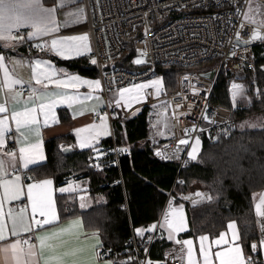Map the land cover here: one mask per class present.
<instances>
[{
	"label": "snow or ice",
	"instance_id": "1",
	"mask_svg": "<svg viewBox=\"0 0 264 264\" xmlns=\"http://www.w3.org/2000/svg\"><path fill=\"white\" fill-rule=\"evenodd\" d=\"M231 3L234 8L231 15L237 17L238 23L227 22L235 29V39L229 37V43L234 45L229 55L235 56L236 48L241 45L264 40V0H231ZM84 19L86 14L78 0H54L50 5L45 0H0V264H168L169 260L179 261V264H264V256L261 255L264 252V192L259 193L255 204L256 216L261 218L257 220L259 236L248 242L241 239L236 221L230 220L227 225L231 230L230 238L227 232H220L209 242L207 234H199L197 250L192 238H179L181 233L188 232L191 224L184 204L174 205L176 196L169 193L170 199L167 210L162 212V219L133 229L134 235L141 238L139 243L142 247L132 249V241H126L122 251H115L105 243L101 228L86 229L81 216L73 215L69 208L57 207L53 178L36 179L26 174L31 171L30 165L45 159L41 128L58 122V105L71 108L74 118L85 113L95 114L96 119L92 122L74 129L76 145L68 147L78 145L81 149L88 148L98 160L105 155L99 147L101 138L111 135L109 113L104 111V107H113L112 114L116 115V107L131 108L133 103L149 100L151 96L159 97L165 92L164 78L155 76L154 79L130 83L116 90L109 87L107 92H111L112 97L106 100L100 78L88 79L57 67L53 60H33L30 55L25 57L13 51L27 46L29 53L35 48L62 59L90 54L92 49L87 32L59 34L62 29ZM245 24L252 27L246 28ZM147 31L146 28V34ZM244 36L248 38L244 39ZM32 41L38 42L33 44ZM140 52L142 57H146V50ZM142 62L146 61L141 58L135 60L137 64ZM90 63H98L95 55L90 56ZM24 66L30 69L27 80L16 72L18 67ZM82 85H86L88 91H79ZM149 88L154 91L148 92ZM192 90L194 94L199 92L195 87ZM247 92L246 85L231 84L233 108L251 103L252 97ZM256 95L264 97V89H257ZM87 101L93 103L88 104ZM169 103L161 102L160 111H155L157 104L152 105L154 112L151 115H155L156 119L150 122V126L155 129L154 136L174 138L176 124L171 122L172 119L175 118L178 123L179 116L187 115L186 112L173 111L169 117ZM181 107L180 103L175 105V108ZM187 108L191 110L192 105L188 104ZM201 117L209 125L216 123L206 111L201 112ZM232 128L241 131L245 128L264 129V116L239 124L233 122L228 127L219 128L209 138L218 141L222 136H230ZM182 131L184 136L177 140L175 146L169 149L165 145L164 150L156 147L155 155L163 159H179L180 145H187L188 149L183 150L188 158L183 161L184 165L197 161L201 136L207 128L193 123ZM118 150L129 151L127 147ZM94 166L100 168L101 164L95 163ZM79 188L80 184L73 181L61 186L59 192L72 195ZM180 195L185 200L190 199V196ZM195 196L199 199L192 198L193 205L200 200L214 199L207 192H197ZM96 199L104 201L103 197ZM87 206L85 197L81 196L79 207L83 209ZM62 213H69L71 218H62ZM157 229L159 238L162 239L166 233V239L174 242V246L163 253L166 259H153L149 254L148 245L157 238L153 235ZM213 244L224 247L213 250Z\"/></svg>",
	"mask_w": 264,
	"mask_h": 264
},
{
	"label": "trees",
	"instance_id": "2",
	"mask_svg": "<svg viewBox=\"0 0 264 264\" xmlns=\"http://www.w3.org/2000/svg\"><path fill=\"white\" fill-rule=\"evenodd\" d=\"M45 1L50 3L54 0ZM140 35L141 29H138L127 37L125 51L112 65H122L131 70L145 68L144 65L134 63L138 52L135 40ZM48 56L70 71L91 77L98 75L97 67L90 63L89 56L75 59H61L54 54ZM256 57L257 79L247 74L251 103L232 107L231 74L224 70L219 73L210 97L211 103L231 109L237 124L240 118L256 112L264 116V97L256 95L257 89H264V40L256 43ZM215 63V60H210L192 67L162 65L158 67V71H164L165 89L174 91L178 87L177 78L181 71L206 69ZM196 81H200L202 85L194 84ZM213 82L214 78L191 76L190 83L199 89V92L201 90V94L198 92L196 96H192L191 92L189 101L200 102L202 99L203 107L205 96L208 95ZM170 101L172 103V100ZM184 101L185 99L180 104H187V101ZM177 103H173L175 112L179 111V108H175ZM153 111L152 105L147 104L136 116L114 122L115 140L131 151L130 155L121 157L119 165L97 168L94 166L97 158L93 159L94 153L90 149L79 150L70 147L71 150L65 151L75 143L74 135L67 132L46 141L47 160L31 168L30 176L52 177L57 184L63 183L71 176L86 179L87 191L94 199L93 205L87 210H81L74 193H57L58 208H69L73 215L84 216L86 227L89 229L101 228L105 243L110 244L115 251H122L126 247L125 242L135 227H146L160 220L177 176H180L184 183L178 181L172 194L176 196L177 203L184 204L191 224L187 233L180 234L181 238L204 233L217 234L227 227L230 220L237 221L243 241L248 242L258 237L259 224L254 206L257 194L264 189V129L245 128L241 131L234 128L230 136H222L214 143L204 137L198 160L191 161L187 167L180 169L178 162L158 159L148 148L149 136L154 132V128L150 126ZM59 113L68 119L67 109L60 108ZM110 141H113L112 135L103 141V146ZM61 143L66 146L62 148ZM200 160L203 162H199ZM197 188L209 192L214 199L193 205L180 195L188 194ZM97 197H103L104 201L98 202ZM125 204L127 207L123 208ZM61 215L62 218H71L69 213ZM172 244L174 242L168 241L164 234L161 240L153 243L151 257L163 259L164 249Z\"/></svg>",
	"mask_w": 264,
	"mask_h": 264
},
{
	"label": "built area",
	"instance_id": "3",
	"mask_svg": "<svg viewBox=\"0 0 264 264\" xmlns=\"http://www.w3.org/2000/svg\"><path fill=\"white\" fill-rule=\"evenodd\" d=\"M84 1L87 8V22L81 28L71 30L87 31L91 34L93 51L88 55V58L91 55H95L97 58L98 78L101 79L104 85L105 93L109 87L118 89L128 86L131 82L153 77L158 74V67L162 65L192 67L196 64L215 60L216 63L209 68L183 70L178 74L177 90L166 93V101L170 102L172 114L174 101L181 103L188 93L193 92L194 86L190 83V77L193 75L207 79L217 78L221 70H224L231 74L232 79L242 73H248L253 79H257L256 43L263 40H255L247 45H241L236 48L237 55H229L230 50L234 47L232 43H229V37H232L233 40L235 39V29L227 22L231 20L232 24L238 23L237 17L231 15L234 11L231 0ZM245 27L250 29L252 26L245 24ZM146 28L148 30L147 34L145 33ZM138 29H141V35L135 40V48L138 52L146 50L147 55L144 57L146 62L140 63L145 68L131 70L122 65L113 66L112 63L126 49L127 37ZM241 31L243 32V30ZM243 38L247 39L248 37L244 36ZM37 42L32 41L33 44ZM245 48H247L246 51ZM32 51L41 52L35 48ZM108 56L111 58L108 59ZM194 84L202 85L200 81H196ZM214 84L211 86L208 95L205 96L203 107L201 99L200 102L188 101L187 104L179 108V111H176L177 113L186 112L187 115L179 116L178 123L175 118L172 119L173 123L176 124L174 138L171 137L164 141L156 140L153 135L149 138L148 148L154 155L156 147L164 150L165 145L169 149L175 146L177 140L184 136L182 130L193 123L207 128V131L201 137L207 138L210 143L215 142L209 138L210 134L215 135L219 128L228 127L233 122L236 123V119L232 116V111L229 108L209 102ZM199 94H201V90ZM25 95H27L26 92ZM196 95L197 93L192 94V96ZM170 100H172V103ZM188 104L192 105L191 110L187 108ZM105 111L109 113V119L112 120L114 116L112 114L113 110L107 106ZM202 111L212 115L216 123L209 125L207 121L203 120L201 117ZM195 134L197 133L193 135ZM191 143L192 141L190 140L189 144ZM180 147L182 151L179 154V159H163L155 156L165 161L178 162L179 168L183 169L190 164L185 166L183 163L185 159H188L186 151H183L188 149V146L180 145ZM120 148L123 147L113 138V141L102 147L105 155L100 157L102 158L101 160L100 158L96 159L95 163H100L101 166L106 165L107 167L112 164L119 165L122 156L131 154V151H119L118 149ZM110 149H115L116 151H109ZM178 181H181L180 176L176 177L170 193L173 192L174 186ZM106 184L108 183H104V185ZM183 196H190V199L187 200L190 203L192 198L199 199L195 195H191V193ZM122 207H127V204ZM153 235L157 236V238L148 245L149 254L153 243L156 240H161L159 238V229ZM127 241H132V249L142 247L134 232ZM173 246L174 244L167 246L164 251ZM163 259L166 258L163 256ZM168 264H179V261L169 260Z\"/></svg>",
	"mask_w": 264,
	"mask_h": 264
},
{
	"label": "crops",
	"instance_id": "4",
	"mask_svg": "<svg viewBox=\"0 0 264 264\" xmlns=\"http://www.w3.org/2000/svg\"><path fill=\"white\" fill-rule=\"evenodd\" d=\"M53 2L47 3L45 1V3L46 4H49V5L52 4ZM78 4L80 6H83L84 11H85V14H86V19L80 21L78 24L71 25L67 29H62L61 32L59 33L60 35L81 34L83 32H87V31H81V30H71V29H79L82 26H84V24L87 22V8H86V5H85V1L84 0H78ZM60 18L63 19L62 16ZM87 33L89 34V43H90V47H91V49L93 51V40H92V36H91V34L89 32H87ZM13 51L14 52L15 51H18L20 54H22L25 57H27V56L30 55L33 60H35L36 58H40V59H44V60H49V59L52 60L51 57L48 56L49 53H46V52H35V51H32L31 53H29L27 47H19V49H14ZM90 54H86L85 56L90 55ZM51 55H53V54H51ZM81 57H83V56H81ZM76 58H78V57H76ZM72 59H75V58H72ZM54 63L56 64L57 67L66 68L65 66L58 65L55 61H54ZM68 71L69 72H72V73H75V74H79V75H81V76H83L85 78H88V79L98 78V76L91 77V76L82 75V74H80L78 72H73V71H70V70H68ZM16 72H17V74L20 77H22L25 80H27L29 78L30 69L27 66L18 67L16 69ZM241 75H243V76H241L239 78L236 77V78L232 79L231 84L233 82L245 84V81L246 80L244 79V77L247 78L246 77L247 76V73H242ZM152 79H154V78H152ZM164 85H165V83H164ZM50 87H53V86H50ZM247 90H248V83H247ZM79 91L85 92V91H88V88H87L86 85H82L81 88L79 89ZM147 91L148 92H152V91H154V89L149 88ZM166 92H167V90L165 89V92H163L159 97L151 96L149 98V100L142 101L140 103H133V105H132L131 108H127V107H116L115 108V112L117 114L113 116V119L112 120L109 119V125H110V130H111L112 137L113 136L115 137V135H114V128H113L114 127V124H115L114 123L115 121L118 122V121H120L122 119H128V118H132V117L136 116L137 114H139V113L142 112L144 106L147 105V104L148 105H153V104H157L158 105L161 102H167L166 101ZM104 94H105V99L107 100L108 99V96H109V92H106ZM110 94L112 95L111 92H110ZM86 103L91 104V103H93V101H87ZM106 107H104V111H105ZM60 108L67 109L68 119L65 118L66 116L63 118L60 115V113H59V109ZM111 109L113 110V107H111ZM67 113H64V114L66 115ZM253 114L256 115V118L257 117H261V113L260 112H256V113H253ZM56 116L58 118V122H56V123H50L48 126H44V127L41 128L42 139H43V152H44V155H45V159L42 160V161L38 160L34 165H30V169L33 168V167H35V166H38V165L43 164V163L46 162V160H47L46 141L47 140H49V139H51L53 137L62 135V134H67V132H71L74 135V137H75V143H74V145H76V133H75L74 129L77 128V127H81V126H83L86 123L92 122L93 119H96V116H95L94 113H85L84 115L75 116V118H74L73 117V110L71 108H69L67 105H58L57 108H56ZM110 136L101 138V140L99 142V147H100V150L101 151H102V147H103V141L106 138L110 137ZM61 145L66 146L64 143H61ZM148 146H149V139H148ZM202 146H203V139H202L201 149H202ZM121 147H123V146H121ZM76 148H78L79 150H84V149L79 148L78 145L76 146ZM85 149H88V148H85ZM201 149H200V151H201ZM199 153H198V155H199ZM93 159H96V156L95 155L93 156ZM26 174L27 175H31L29 171H27ZM43 178H45V177H43ZM43 178H36V179H43ZM53 180H54V188L56 189V191L54 192V198L56 200L57 207H58L57 193H60L59 192V188L61 186H66V183H71L73 181H77L78 183H80V181H81V183H82V185H80L79 190H77V191L74 192V194L76 196L75 198H76V201L78 202V204L80 203V197L81 196H84L85 199H86V201H87V197L88 196L90 197V201H87L88 206L85 207V208H83V209L82 208H80V209L81 210H87V209H89L93 205L94 199L90 195V193L87 191L88 185H87L86 179H84L82 177L79 178V177H73V176H71L68 179H66L63 183H60V184H57L54 178H53ZM73 187L75 188V184L73 185ZM197 192H205V191L200 190L199 188H197L196 190H193L190 193H191V195H195V193H197ZM261 192H264V189H262L259 193H261ZM190 193H188V194H190ZM259 193L256 196L255 204L259 200ZM168 200H167V202H168ZM204 201H207V200H200L199 203L204 202ZM167 202L165 203V206H164V209L166 208V210H167ZM173 204L174 205H178L179 203H177L174 200L173 201ZM254 208H255V206H254ZM164 209H163V211H164ZM184 211H185L186 217L188 218L185 207H184ZM77 216H81V215H77ZM81 217L83 218V223L85 225V228L86 229H89V228L86 227L85 217L84 216H81ZM161 217H162V214H161L160 218ZM260 219H261L260 217H257V220H260ZM236 225H237V228L239 230V225H238L237 221H236ZM89 230H91V229H89ZM220 232H227L228 233V237L229 238L231 237V230L228 229V227H226L224 230H222ZM219 233L214 234V235H212L210 233H204V234H207L209 236V242H211ZM239 234H240V230H239ZM165 237H166V233H165ZM179 238H181L180 235H179ZM187 238H192L193 239V241H194V247L198 250V247H199L198 236H195V237H184L182 239H187ZM218 247H224V245H221V246H216L215 244L212 245L213 250H217ZM261 255L264 256V252H262ZM185 264H186V262H185Z\"/></svg>",
	"mask_w": 264,
	"mask_h": 264
},
{
	"label": "rangeland",
	"instance_id": "5",
	"mask_svg": "<svg viewBox=\"0 0 264 264\" xmlns=\"http://www.w3.org/2000/svg\"><path fill=\"white\" fill-rule=\"evenodd\" d=\"M133 34V33H132ZM137 58H141L142 60H144V57H142L141 56V53L140 52H137V56H136V59ZM263 67H264V65H263ZM163 74H164V71H158V74L157 75H155V76H162L163 77ZM155 76H153V77H148V78H145V79H141V80H138V81H134V82H131V83H140V82H142V81H145V80H148V79H152V78H155ZM241 76H243V75H240V76H238L237 78H239V77H241ZM247 77V76H246ZM216 77H214V82L213 83H215V81H216ZM244 79L246 80L245 81V84L244 85H246L247 86V83L249 82L248 80H249V78L247 77V78H245L244 77ZM126 87V86H125ZM116 90V89H115ZM177 90V89H176ZM247 94H248V96H250L249 95V93L247 92ZM189 95H191V92L190 93H188L187 94V99H185V101H189L190 99L188 98V96ZM110 97H112V95L110 94V92H109V96H108V98H110ZM184 100V99H183ZM184 101V102H185ZM210 102V101H209ZM186 103V102H185ZM211 103V102H210ZM205 104V103H204ZM158 107H157V109L155 110V111H160V109H159V104L157 105ZM168 106V113H167V115L169 116V117H171V111H170V105L168 104L167 105ZM154 112V111H153ZM155 119H156V117H155V115L153 116V120L152 121H155ZM256 119V115H254V114H251V115H248V116H245V117H242V118H240L239 120H238V124L241 122V121H244V120H255ZM172 123H173V121H171ZM154 132H155V129H154ZM154 132L152 133L153 135H154ZM173 132H174V134H175V128L173 129ZM154 138L156 139V140H159V141H163V140H165V139H168V138H170V137H163V136H154ZM203 139V137H201V140ZM80 185H82V183H81V181H80V183H79ZM87 201H90V197L88 196L87 197ZM166 210V208L164 209V211ZM162 219V217L160 218V220Z\"/></svg>",
	"mask_w": 264,
	"mask_h": 264
},
{
	"label": "water",
	"instance_id": "6",
	"mask_svg": "<svg viewBox=\"0 0 264 264\" xmlns=\"http://www.w3.org/2000/svg\"><path fill=\"white\" fill-rule=\"evenodd\" d=\"M67 150H65V151H68V150H71V148L70 147H68V148H66Z\"/></svg>",
	"mask_w": 264,
	"mask_h": 264
},
{
	"label": "bare ground",
	"instance_id": "7",
	"mask_svg": "<svg viewBox=\"0 0 264 264\" xmlns=\"http://www.w3.org/2000/svg\"><path fill=\"white\" fill-rule=\"evenodd\" d=\"M114 66V65H113ZM204 106V105H203Z\"/></svg>",
	"mask_w": 264,
	"mask_h": 264
}]
</instances>
